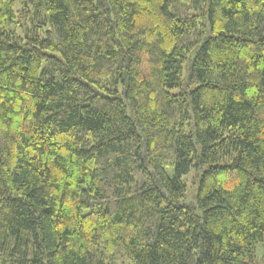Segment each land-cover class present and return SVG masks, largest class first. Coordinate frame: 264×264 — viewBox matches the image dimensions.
<instances>
[{
  "label": "trees",
  "instance_id": "trees-1",
  "mask_svg": "<svg viewBox=\"0 0 264 264\" xmlns=\"http://www.w3.org/2000/svg\"><path fill=\"white\" fill-rule=\"evenodd\" d=\"M0 264H264V0H0Z\"/></svg>",
  "mask_w": 264,
  "mask_h": 264
},
{
  "label": "rangeland",
  "instance_id": "rangeland-1",
  "mask_svg": "<svg viewBox=\"0 0 264 264\" xmlns=\"http://www.w3.org/2000/svg\"><path fill=\"white\" fill-rule=\"evenodd\" d=\"M205 167H207V165H204L203 169H205ZM195 174H196L195 169H192L188 174H186L182 177L183 182L187 185V187H189L190 193L194 192L193 190H194L195 183L193 182V180H194ZM262 253H263V251H262L261 247H259L258 248V255H260Z\"/></svg>",
  "mask_w": 264,
  "mask_h": 264
}]
</instances>
